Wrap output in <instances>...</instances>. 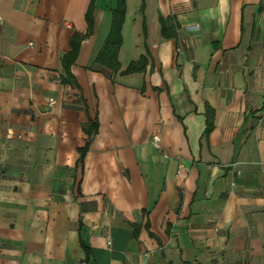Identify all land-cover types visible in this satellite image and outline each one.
I'll use <instances>...</instances> for the list:
<instances>
[{
	"label": "crops",
	"instance_id": "crops-1",
	"mask_svg": "<svg viewBox=\"0 0 264 264\" xmlns=\"http://www.w3.org/2000/svg\"><path fill=\"white\" fill-rule=\"evenodd\" d=\"M90 2L0 0V264H264V0H126L117 73L96 0L65 85Z\"/></svg>",
	"mask_w": 264,
	"mask_h": 264
},
{
	"label": "trees",
	"instance_id": "trees-1",
	"mask_svg": "<svg viewBox=\"0 0 264 264\" xmlns=\"http://www.w3.org/2000/svg\"><path fill=\"white\" fill-rule=\"evenodd\" d=\"M96 0H91L85 18L88 24L87 33L82 35L78 32H74L70 39L71 51L64 54L61 58L64 74L60 76V82L62 84H71L78 86L77 80L75 79L71 67L76 62L79 51L81 48L82 41L93 33L94 30V12L96 8ZM112 23L108 36L96 57V62L112 72L117 73L121 69L119 62V51L122 44V27L125 21L126 13V0H116L115 7L111 10ZM161 34L163 38L171 39L177 36L176 29L177 25L174 19L170 16H160ZM148 65V58L141 56L139 60L131 62L127 69L123 72L134 73L145 71ZM214 112L212 109L207 111V126L205 129V136H208L214 127ZM88 139L85 145L79 149L80 160L83 159L89 149V144L92 138L98 133L99 123L97 118L90 120L83 126Z\"/></svg>",
	"mask_w": 264,
	"mask_h": 264
},
{
	"label": "built area",
	"instance_id": "built-area-1",
	"mask_svg": "<svg viewBox=\"0 0 264 264\" xmlns=\"http://www.w3.org/2000/svg\"><path fill=\"white\" fill-rule=\"evenodd\" d=\"M2 22L1 18H0V23ZM197 25H194V26H191V28H196ZM51 102H53V99L51 98L50 100ZM159 143H160V136L159 135H154L153 136V144L158 147L159 146ZM108 244L110 245L111 244V239L109 238L108 239Z\"/></svg>",
	"mask_w": 264,
	"mask_h": 264
}]
</instances>
